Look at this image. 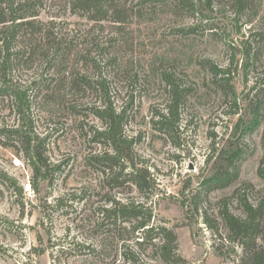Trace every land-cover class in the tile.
Returning a JSON list of instances; mask_svg holds the SVG:
<instances>
[{"label":"rangeland","instance_id":"374dc122","mask_svg":"<svg viewBox=\"0 0 264 264\" xmlns=\"http://www.w3.org/2000/svg\"><path fill=\"white\" fill-rule=\"evenodd\" d=\"M36 3L43 4L38 20L57 38L45 41L24 26L11 42L18 54L10 81L0 79L10 95L0 97V127L39 138L50 173L46 180L37 173L26 138L17 144L0 135L13 144L0 143V264H124L126 248L140 250L146 263L166 264L156 258L158 247L136 244L139 231L114 234L107 223L101 226L110 199L136 202L152 224L173 229L187 264H239L242 248L215 238L201 212L207 210L223 230L224 199L238 214L242 196L264 205V178L258 173L264 110L251 105L254 86L264 93V0L245 15L234 9V0H199L187 11L147 7L144 16L121 28L90 20L89 11H73L71 3ZM134 12L141 13L138 5ZM65 40L73 42L71 56L63 53ZM245 43L250 56L244 54ZM130 53L137 56V85L108 61ZM206 59L217 68L214 76L230 83L231 96L222 95L211 71L201 65ZM169 73L192 89L180 108L179 128L168 136L155 128L154 117L168 104ZM105 101L129 109L124 131L153 182L144 191L113 187L99 163L88 164L91 156L111 150L94 141L96 130L103 129L94 112ZM231 161L236 167L230 170L238 174L234 183L207 192ZM198 192L200 212L193 202ZM124 226L132 229L133 223ZM216 243L235 252L223 258Z\"/></svg>","mask_w":264,"mask_h":264},{"label":"trees","instance_id":"16d2710c","mask_svg":"<svg viewBox=\"0 0 264 264\" xmlns=\"http://www.w3.org/2000/svg\"><path fill=\"white\" fill-rule=\"evenodd\" d=\"M196 1L199 0H70L69 2L66 1V3L58 0V3L66 7L69 6L68 3H71L73 11H76V9L89 11L92 14L90 20L96 23L106 22L111 28H121L126 22L137 17V15L139 17L144 16L143 12H145L147 7L156 8L160 5L166 8L174 6L176 11L180 9L187 11L195 6ZM210 1L212 2L213 0ZM258 2L259 0H234V9L239 14L245 15L248 9H256ZM36 4V0H0V79L3 81V84L10 81L9 75L15 67V56L18 54L11 51V42L22 33L24 26H30L32 35L40 33L45 41H53L57 38L46 24L38 20L40 14L38 8L42 7L43 4L38 6ZM137 5L140 8V14L134 12V7H137ZM9 13L11 14L9 15ZM10 21H12L11 26H8ZM11 28L12 32H10ZM2 33H5V35H1ZM25 36L26 34L20 37L24 38ZM65 42L68 43L63 53L71 56L74 53L72 48L73 42L65 40L61 43L64 44ZM123 43H125V46L128 45L127 42ZM34 48L36 49V47ZM250 48L245 43V55L250 56V53H252ZM47 57L48 55L45 56V58ZM108 61H110L111 65L116 66L120 73L126 74L131 83L133 82L137 85V74L133 72L135 67H137V56H134L133 53H130V56H127V54L125 56L115 54ZM160 61L163 62L162 59ZM204 61L205 63L203 62L201 65L211 71L215 78V83L223 91L222 95L231 96L233 91L228 89L230 83L224 79H222L223 82L218 80L214 76L218 72L217 68L209 64L210 61L208 59ZM165 79L168 104L163 111L156 114L154 118H157V120H155L154 125L157 130L169 136L175 133L176 128H179L178 118L180 116V108L187 101L192 87L188 88L180 84L174 77V73L166 74ZM7 89V86L0 85V97L10 96L6 93L8 92ZM252 93L251 105L254 111L264 110V93L261 86H254ZM107 97L110 98L109 96ZM134 98L135 96L132 98V104H134ZM128 110L126 107L119 110L113 108L106 101L103 105L98 106V109L94 113L101 118L103 129L96 130L94 141L108 145L111 150L108 151L106 149L99 155L91 156L88 164L99 163L102 166V173L106 175L104 178L113 187H121L123 190L135 187L139 188V191H144L153 185V182H151L149 168L145 165L143 166L141 164L142 160L136 157L132 140L128 138L124 131L127 123L126 119L128 118ZM0 135H4L5 139L7 138L12 141L11 143L14 141L17 144H24L26 138L27 152L33 158L35 170L37 173L40 172L41 177L45 178V180L49 179L50 165L44 151L40 148L42 143L38 140L39 138L33 134L25 135L20 129L12 130L5 126L0 127ZM0 143L5 146L13 145L9 144L10 142H5L1 136ZM235 165L236 161H231L228 169L219 172L218 177L213 178L215 182L209 183L210 188L206 189L207 192L232 185L238 174L235 170L232 172L230 167H236ZM258 173L264 178V156L261 159ZM224 177H226V180H223ZM233 194V196H237L238 190H235ZM200 197L201 192H198L193 198L195 210L198 212L202 211V199ZM108 201L111 202L112 206L104 208L105 215L101 226H105L107 223L105 227H107L109 232L113 231L111 233L114 234H118L122 230L133 231V234H135V231H139L140 236L138 237L141 240L138 239L136 244L141 249L144 246L152 245L158 247V250L155 252L156 258L164 263L187 264V259L178 252L177 234L173 229L165 224H152L151 216H143L145 213L137 209L136 202L131 200L121 202L115 199ZM223 201L224 205L219 212L223 230L219 227V221L217 222L211 218L207 210L201 212L203 213L204 222L212 230L215 238L226 239L230 245L234 244L242 248L239 264H264V205L262 203L254 204L246 196H242L240 197L242 211L238 214L229 208V204L225 199ZM46 207L48 206H44L45 211ZM126 222L133 223L132 229L124 226ZM226 247L228 250H225ZM214 248L216 253L223 258L229 256L231 252H235L233 246H225L223 243H216ZM123 255L124 264H149L141 259V251L135 248H131V250L126 248Z\"/></svg>","mask_w":264,"mask_h":264}]
</instances>
